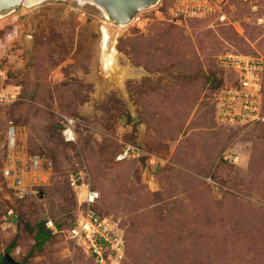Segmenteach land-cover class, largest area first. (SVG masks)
<instances>
[{
	"label": "rangeland",
	"instance_id": "1",
	"mask_svg": "<svg viewBox=\"0 0 264 264\" xmlns=\"http://www.w3.org/2000/svg\"><path fill=\"white\" fill-rule=\"evenodd\" d=\"M185 1L140 13L111 50L114 25L90 0L0 20L6 84L21 92L0 107V264H96L67 233L80 206L68 179L83 168L100 195L93 210L125 232L122 264H264V127L220 124L215 100L220 56L264 58V0H203L202 18ZM262 87L264 103V73ZM128 145L136 158H121ZM36 156L54 163L52 181L22 173L19 189ZM45 220L63 232L33 250Z\"/></svg>",
	"mask_w": 264,
	"mask_h": 264
},
{
	"label": "built area",
	"instance_id": "2",
	"mask_svg": "<svg viewBox=\"0 0 264 264\" xmlns=\"http://www.w3.org/2000/svg\"><path fill=\"white\" fill-rule=\"evenodd\" d=\"M189 4V0L185 1ZM191 5H197L190 9L192 14L202 18L206 16L210 8L201 4L203 0H190ZM187 4V5H188ZM185 5V3H184ZM186 5V6H187ZM182 14V13H180ZM218 66L224 72L222 88L216 93V115L220 124L226 126H264V108L262 95V76L264 73V58L255 56L225 53L218 59ZM9 69L0 63V107L11 106L20 100L19 88L8 86ZM73 121L64 125L63 136L66 142H76V136L72 129ZM139 150L130 145L123 150L121 158H136ZM237 161L236 157L229 156ZM12 166L5 171L6 178L15 177ZM28 172L30 174H28ZM28 175L37 186H47L54 175V163L45 157L31 158L24 171L19 169V176L14 180L23 189L24 177ZM39 184V185H38ZM70 188L75 192L79 200V209L73 227L67 231L69 238L77 244H81L87 255L96 264H122L125 259V232L111 217H99L93 208L100 198L99 193L93 189L88 171L75 170L68 179ZM31 186L26 182V190ZM18 189V188H17ZM6 228L15 227V214L9 210L7 213ZM46 228L53 235H59L63 231L57 229L53 221L46 223Z\"/></svg>",
	"mask_w": 264,
	"mask_h": 264
},
{
	"label": "water",
	"instance_id": "3",
	"mask_svg": "<svg viewBox=\"0 0 264 264\" xmlns=\"http://www.w3.org/2000/svg\"><path fill=\"white\" fill-rule=\"evenodd\" d=\"M31 0H0V16H8L22 7ZM40 1V0H39ZM100 9H102L108 21L114 26L111 32L112 36L109 41V50L116 43L118 30L130 25L136 17L159 4L160 0H90ZM2 264H18L14 258L7 254L3 258Z\"/></svg>",
	"mask_w": 264,
	"mask_h": 264
},
{
	"label": "trees",
	"instance_id": "4",
	"mask_svg": "<svg viewBox=\"0 0 264 264\" xmlns=\"http://www.w3.org/2000/svg\"><path fill=\"white\" fill-rule=\"evenodd\" d=\"M222 88V82H219V87H218V90L217 92L220 91V89ZM263 108H264V103H263ZM262 126V125H261ZM264 127V126H263ZM95 212V211H94ZM97 216L99 217H103V216H100L99 214L95 213ZM76 220V218H75ZM75 220L73 221L71 227L69 229H71L73 227V224L75 222ZM46 223L47 221H41L40 223H38V225L36 226V235H35V240H36V245L34 247L33 250H42L43 247L50 241V239L53 237V236H57V235H53L51 231H49L47 228H46ZM56 227L58 230L62 231L61 227L59 224L55 223ZM122 228V227H121ZM31 230V229H30ZM126 244H127V238H126ZM16 247V242L14 241L10 247L7 249V253H10L14 248ZM127 248V247H126ZM126 253H127V250L125 252V256H126ZM31 254H33V252H31ZM31 256V255H30ZM93 260V259H92ZM3 261V259H2ZM94 261V260H93ZM124 261V260H123ZM95 263V261H94Z\"/></svg>",
	"mask_w": 264,
	"mask_h": 264
},
{
	"label": "bare ground",
	"instance_id": "5",
	"mask_svg": "<svg viewBox=\"0 0 264 264\" xmlns=\"http://www.w3.org/2000/svg\"><path fill=\"white\" fill-rule=\"evenodd\" d=\"M42 1H44V0H40V1L39 0H31V1L25 3V7L26 8H33V7L37 6L38 4H40ZM4 17H6V16H0V20L3 19ZM109 24H111V23H109ZM5 53H6L5 50L3 48H1L0 49V56H3Z\"/></svg>",
	"mask_w": 264,
	"mask_h": 264
}]
</instances>
